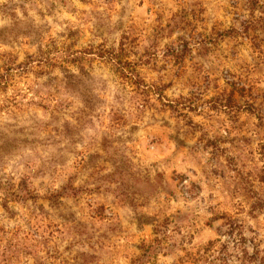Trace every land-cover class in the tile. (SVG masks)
<instances>
[{
	"label": "rangeland",
	"instance_id": "1",
	"mask_svg": "<svg viewBox=\"0 0 264 264\" xmlns=\"http://www.w3.org/2000/svg\"><path fill=\"white\" fill-rule=\"evenodd\" d=\"M242 251L264 264V0H0V264Z\"/></svg>",
	"mask_w": 264,
	"mask_h": 264
},
{
	"label": "trees",
	"instance_id": "2",
	"mask_svg": "<svg viewBox=\"0 0 264 264\" xmlns=\"http://www.w3.org/2000/svg\"><path fill=\"white\" fill-rule=\"evenodd\" d=\"M106 59H107L106 61L111 63V65L113 66L114 72L116 74H120V76H124V78H126L128 81H130L133 84L136 83L135 80H137L139 76L136 72H134L133 70H129V68H127L129 65L123 60V57H121L120 51L110 50L108 52ZM242 254H244V257L243 259H241L240 264L250 263V258H247L246 254L243 253V251H242Z\"/></svg>",
	"mask_w": 264,
	"mask_h": 264
}]
</instances>
